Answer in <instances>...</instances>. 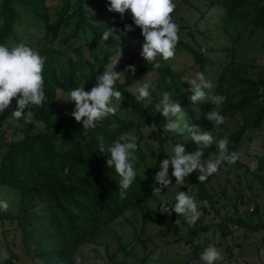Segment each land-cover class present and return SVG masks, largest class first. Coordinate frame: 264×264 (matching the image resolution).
I'll return each instance as SVG.
<instances>
[{
	"label": "trees",
	"instance_id": "trees-1",
	"mask_svg": "<svg viewBox=\"0 0 264 264\" xmlns=\"http://www.w3.org/2000/svg\"><path fill=\"white\" fill-rule=\"evenodd\" d=\"M52 1L0 0V43L9 47L24 43L22 36L28 27L42 30L44 39L49 43L37 50L44 57L42 77L45 99L40 106H29L33 113L31 120L20 118L11 122L8 119L15 109V98L0 111V193L5 190L17 197L11 210L0 212V226L9 228L5 229L4 238L7 239L10 234L13 238L17 237L24 255L41 264H77V261L83 264L81 257L77 256L83 245L91 242L101 229L124 220L130 213L141 220L139 232L133 240L124 244L120 236L113 232L117 243L114 253L132 258L123 264H170L155 258V250L147 248L146 240L149 238L144 236V222L165 226L168 218L172 229L177 230L174 241L187 246V255L193 260L207 246V243H200V238L208 233L221 240L232 236V228L252 233L264 231V221L260 217L257 221L252 218L258 216V204L254 203L249 213H240L236 205H232V213L228 214V210L220 213L225 209L221 202L223 197L206 180H198L196 171L186 177L189 192L195 193L198 202L206 203L199 205L201 215L194 224L189 226L182 216L175 213L165 215L158 211V207L156 210L151 201L160 202L156 194H152V188L159 185L153 177L159 162L167 158L163 152L165 145L171 141L184 146L189 138L164 132V118L159 112L150 111L158 102L159 93L172 88L174 98L185 112L186 124L196 126L199 119L203 120L212 133L223 127L228 132L220 138L226 137L228 150L237 154L246 133L264 125V73L258 75L255 72V68L261 66L256 65L255 56L247 50L248 47L261 48L263 45L264 5H259L258 0H206L202 8H195L198 17L190 26L175 22L178 28L181 26L186 30L189 38V41H177L176 45L183 55L189 56L177 72L176 67L167 61H161V66L155 70L144 60L139 67H135V59L124 37L131 33L138 38L142 36L139 28L132 25L127 10L123 15L109 12L106 0H58L60 6L50 13L49 9L55 3L48 5L47 2ZM87 9L91 10L90 14H87ZM214 17L218 18L217 22L212 21ZM104 25L117 30L118 41L110 38L103 45L99 43L98 32ZM125 25L131 26V30L121 35ZM86 32L98 37L94 45L86 43ZM80 38L82 43L78 49L88 46V57L80 54L74 62L70 59L59 61L58 49L53 44L62 46L70 40L80 41ZM118 47L125 58L122 65L115 68L125 76L122 82L115 85L122 93L120 111L103 118L95 128L83 129L68 115L74 106L71 102L68 112L56 107L57 92L66 93L84 80L83 89L87 91ZM206 53H209V61ZM222 56L226 58L219 64L217 76L212 82L214 93L224 97L218 110L228 128L223 123L215 125L206 121L201 115L205 113L202 106L197 105L201 113L191 106L187 99L190 95L188 85L182 81L191 77L193 67L206 74L213 61ZM126 65H133L134 71H123ZM152 75L150 94L153 99L142 107L135 100L134 81H143ZM205 104L208 111L213 107ZM5 128L10 132L6 133ZM143 128L149 129L152 138L144 141ZM122 133L137 137L134 161L137 175L124 198H121L118 183L115 182L118 177L104 165L106 153L98 151L101 140L107 145ZM210 150L213 152V146ZM210 150H205L204 154ZM222 163L226 171L232 164ZM261 164L262 161L258 165ZM259 178L262 180L263 176ZM221 194H224L223 191ZM238 201L239 205L245 204L241 197ZM207 216H212L217 222L203 224L201 221ZM136 245L141 247L139 255L132 252ZM15 246L14 243H7L8 255L0 264H16L19 254L14 250ZM107 256L109 264H119L114 255Z\"/></svg>",
	"mask_w": 264,
	"mask_h": 264
},
{
	"label": "clouds",
	"instance_id": "clouds-1",
	"mask_svg": "<svg viewBox=\"0 0 264 264\" xmlns=\"http://www.w3.org/2000/svg\"><path fill=\"white\" fill-rule=\"evenodd\" d=\"M106 5V10L109 12L123 15L127 10L130 14L132 25L139 28L143 38L139 56L146 63L151 64L153 70L161 66V61H167L175 56V46L179 37L178 25L171 15L176 7L174 0H106ZM90 13L91 10L87 9V14ZM130 30L131 26L125 25L121 35ZM116 32L114 27L104 25L98 32L99 43L103 45L110 38L112 41H118ZM120 54V47H118L115 54L104 65L103 70L96 75L95 83L87 91L83 89L86 81L84 80L66 93L60 92L59 100L71 102L74 105L68 115L80 123L83 129L95 128L99 121L106 116L116 114L119 110L122 93L115 85L117 82H122L125 77L122 72L115 70ZM43 66L44 57L28 45L17 43L9 47L6 43H0V111H3L10 100L15 98V109L8 118L11 122L20 118L25 121L31 120L33 113L29 106H40L44 101ZM123 71L131 73L134 71V66L126 65ZM182 81L188 85L187 92L190 95L187 99L191 106L201 113L197 105L211 104L213 106L211 110L201 115L211 124H222L224 116L218 109L224 97L214 93L212 80L204 73L196 71L191 77L184 78ZM134 82L136 83L135 100L144 107L153 99L152 83L147 79ZM181 91L184 90L181 89ZM174 96L172 88L167 91L163 89L159 93L158 102L154 105L164 118L162 129L170 135H179L180 138L186 135L197 146L202 147L189 153L185 151L183 144H173L168 140L170 143H166L163 151L167 158L159 162L158 171L153 177L159 186L152 188V194L157 195H160L162 188L168 189L170 184L173 185L171 178H174V184L182 186L185 178L196 171L199 173L197 179L203 181L208 175L215 173L222 162L230 164L237 159L236 153L228 150L229 141L224 137L215 140L218 158L202 161L200 149L212 145L214 137L210 131H202L196 126L186 124L185 112ZM98 151L106 153L104 165L108 170L114 171L118 177V181L115 182L118 183L121 198H124L137 175V169L134 167L137 137L122 133L107 145L101 140ZM160 196L163 197V195ZM173 200L174 202L169 204L167 200L162 199L160 203H157L158 211L165 215L171 212L182 216L189 226L194 224L201 215L199 205L206 203L198 202L195 193L179 190L175 192ZM9 206L8 199L0 198V212L8 210ZM197 257L198 264H223L221 251L212 244L205 246Z\"/></svg>",
	"mask_w": 264,
	"mask_h": 264
},
{
	"label": "rangeland",
	"instance_id": "rangeland-1",
	"mask_svg": "<svg viewBox=\"0 0 264 264\" xmlns=\"http://www.w3.org/2000/svg\"><path fill=\"white\" fill-rule=\"evenodd\" d=\"M259 5H264V0H258ZM175 9L173 13H171L174 21L179 25H187L190 26L192 22L198 17V14L195 8H202V5L206 4V0H187V2H183L181 0H174ZM54 4L53 7H50L49 12H53L56 8L60 6L58 0H54L52 2H47L48 5ZM250 8V7H249ZM248 9V6H247ZM218 13V11H217ZM215 15V14H214ZM207 20L204 22L206 23ZM213 22H217L218 18L214 17L212 19ZM208 22V21H207ZM207 24V23H206ZM98 29V27H96ZM201 28V26H199ZM69 30L66 31L68 33ZM186 30L178 28V40L189 41L188 36L186 35ZM99 37V36H98ZM97 36H92L88 32L85 33L84 39L88 45H94L98 41ZM44 32L42 30L36 29L34 27H28L26 32L22 36V41L27 43L31 48L38 50L42 45H48V41L44 39ZM87 39V40H86ZM127 41V48L131 54V56L135 59V67H139L143 63V59L139 56V49L141 44L143 43L142 38H138L134 33L128 34L124 37ZM262 41V40H261ZM82 43L80 41L70 40L69 43L60 46L58 43H54L53 47L57 48L56 51L58 54L59 61H67L70 59L71 61H76L79 58V55H83L84 58L88 57V46H84L81 49H78L79 44ZM246 47H248V43H246ZM252 48V49H251ZM175 56L172 59L167 60L171 66L176 67L177 72L180 71V68L183 66V63L189 58V56H184L183 51L175 46ZM247 50L251 53L252 56L256 58V65H260V68H255V72L258 75L264 73V42L261 48L257 47H248ZM247 51V54H248ZM218 52H213L216 54ZM218 56V55H216ZM207 61L209 57V53H206ZM226 57L222 56L218 57L213 61V65L210 68H207L205 76L212 81L217 76V71L219 69V64L224 61ZM125 58L122 54H120V58L117 63V67H120L124 62ZM196 68L190 70L191 76L194 72H196ZM154 76H150L147 80L153 81ZM84 87V86H83ZM58 99L55 103L56 107L63 112H68L71 109L70 102H63L60 99V92H57ZM66 99V97H65ZM202 106V110L204 108V112L208 110L205 109L206 104H200ZM153 113H158L154 107L150 109ZM226 125V123H223ZM196 127L200 128L202 131H210L211 129L203 120H198ZM228 128L229 125L227 124ZM214 129V127H212ZM218 132L212 133L214 137V142L212 145H209L205 148H202L201 157L202 161L207 159H217L218 152L215 144V140L220 139L221 135H226L228 131L223 129V127H218ZM5 132L9 133L10 129L5 128ZM148 128H143L142 133L145 137L144 141L149 137L152 138V133L149 132ZM148 133V134H147ZM264 125L257 130H250L246 133L243 138V142L240 150L237 152L236 162L231 164V167L228 171L225 170L224 164L221 163L218 167V170L215 173L208 175L205 180L208 185L212 187L214 191H216L223 198L221 202L225 205V209L221 210L220 213L224 211H229L228 214L232 213L233 207L232 205L239 206L240 213L250 212L253 208V204H258V216H253L254 221L259 220V217L262 221H264ZM184 146L189 150V153L197 150V147L201 145H196L189 138ZM213 146V152L210 150V147ZM205 150H210L208 154H204ZM260 159V160H259ZM262 164L259 166V162ZM260 168V169H259ZM171 172V168H169V174ZM199 175V173H198ZM263 176L261 180L259 177ZM174 178H171V183L173 185H169L170 187L162 188L160 195H155L158 201L161 202L162 199L167 200L169 203L173 201L174 194L177 190L179 191H187L189 192L188 180L185 178V183L180 186L174 184ZM223 191V195L221 194ZM190 193V192H189ZM1 198H6L9 201V209L16 204V194L13 192H6L5 190L0 193ZM239 197H241L242 202L245 204L239 205ZM151 203L155 206L156 201H151ZM159 208V205L157 204ZM203 224L216 223L217 219L212 216H207L201 221ZM141 220L135 214H127L124 220H119L114 223L109 228L101 229L94 238H92L91 242L83 245V247L79 250L77 256L81 257V261L83 264H109L107 262V254L110 256L114 255V259L117 263L123 264L124 262H129L132 260L131 257L125 256L122 253H114L117 248V243L115 238L113 237V232L116 235L120 236V241L122 244L129 242L131 239L133 240L140 229ZM143 228L145 229V235L148 236L149 239L146 240V245L148 249L155 250V258L161 259L162 261L169 262L170 264H198V258L194 259L192 256H188V248L183 245L182 242H175L177 235V230L172 229V223L167 218L165 226L154 225L148 222H144ZM9 228H2L0 226V263L7 257V243H14L16 246L14 250L19 254V259L16 264H41L40 261H33L28 259L21 250V246L19 244V240L17 237L12 236L10 234L7 239L4 238V231ZM233 234L231 237H226L221 240L214 239L211 233L206 234L205 236L200 238V243H207V245L212 244L216 245V247L221 251L223 256V264H264V231H260L258 233L245 232L241 229L235 230L232 228ZM182 230V228H181ZM180 231V229H178ZM131 246V244H129ZM226 248V249H225ZM230 250V252H229ZM141 251L140 245H136L132 252L134 254L139 255Z\"/></svg>",
	"mask_w": 264,
	"mask_h": 264
}]
</instances>
